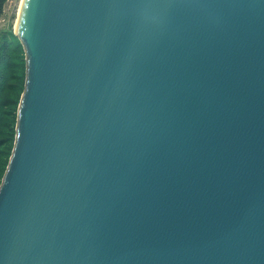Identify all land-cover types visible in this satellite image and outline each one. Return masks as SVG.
I'll list each match as a JSON object with an SVG mask.
<instances>
[{
    "label": "water",
    "instance_id": "95a60500",
    "mask_svg": "<svg viewBox=\"0 0 264 264\" xmlns=\"http://www.w3.org/2000/svg\"><path fill=\"white\" fill-rule=\"evenodd\" d=\"M0 264H264V0H25Z\"/></svg>",
    "mask_w": 264,
    "mask_h": 264
},
{
    "label": "trees",
    "instance_id": "16d2710c",
    "mask_svg": "<svg viewBox=\"0 0 264 264\" xmlns=\"http://www.w3.org/2000/svg\"><path fill=\"white\" fill-rule=\"evenodd\" d=\"M7 0H0V15ZM11 25L0 28V184L11 156L17 109L24 90L26 60L23 44Z\"/></svg>",
    "mask_w": 264,
    "mask_h": 264
},
{
    "label": "rangeland",
    "instance_id": "374dc122",
    "mask_svg": "<svg viewBox=\"0 0 264 264\" xmlns=\"http://www.w3.org/2000/svg\"><path fill=\"white\" fill-rule=\"evenodd\" d=\"M22 0H7L4 5L3 14L0 16V28L11 25V28L15 30L16 21L19 16L20 6Z\"/></svg>",
    "mask_w": 264,
    "mask_h": 264
},
{
    "label": "bare ground",
    "instance_id": "6f19581e",
    "mask_svg": "<svg viewBox=\"0 0 264 264\" xmlns=\"http://www.w3.org/2000/svg\"><path fill=\"white\" fill-rule=\"evenodd\" d=\"M24 3H25V0H22L21 1V6H20L21 8H20L19 16H18L17 21H16L17 23H16V26H14L16 32H18L17 28H18V25H19V21H20V17H21V14H22Z\"/></svg>",
    "mask_w": 264,
    "mask_h": 264
},
{
    "label": "built area",
    "instance_id": "2783aa9c",
    "mask_svg": "<svg viewBox=\"0 0 264 264\" xmlns=\"http://www.w3.org/2000/svg\"><path fill=\"white\" fill-rule=\"evenodd\" d=\"M5 4H6V3H5ZM5 4H4V5H5ZM3 11H4V6H3ZM2 14H3V12H2ZM2 14H1V15H2ZM1 15H0V16H1Z\"/></svg>",
    "mask_w": 264,
    "mask_h": 264
}]
</instances>
